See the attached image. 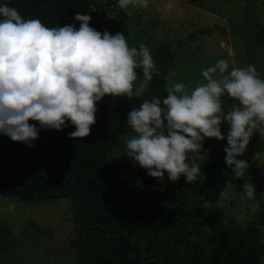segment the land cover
Returning <instances> with one entry per match:
<instances>
[{
  "label": "trees",
  "instance_id": "16d2710c",
  "mask_svg": "<svg viewBox=\"0 0 264 264\" xmlns=\"http://www.w3.org/2000/svg\"><path fill=\"white\" fill-rule=\"evenodd\" d=\"M185 1L195 7L202 2ZM4 5L49 28L74 24L78 29L75 14H89L90 27L112 35L122 32L130 48H139L127 22L106 15L118 0L0 1ZM254 42L264 46V28L258 29ZM151 55L159 74H154L150 91L131 101L105 96L96 106V123L88 137L69 139L75 131L70 122L62 131L41 129L31 148L0 135V195L31 203L69 200L75 226L69 244L76 250V264H263L264 235L254 223L240 225L225 217L218 225L222 218L214 210L204 214L198 208L203 194L217 186L225 189L237 179L225 158L208 160V154L201 153L194 183H186L184 176L170 181L165 173L163 185L129 157L122 166L114 162L113 151L135 135L126 125L128 112L144 99L162 101L167 96L171 57L163 46ZM136 71L138 79L143 78L142 69ZM228 99L222 104L225 114L234 101ZM257 140L264 142L260 135ZM222 141L227 144L226 138ZM161 187L166 190L159 191ZM208 226L212 229L204 233ZM14 242L12 230L0 221V251Z\"/></svg>",
  "mask_w": 264,
  "mask_h": 264
},
{
  "label": "clouds",
  "instance_id": "9594fccd",
  "mask_svg": "<svg viewBox=\"0 0 264 264\" xmlns=\"http://www.w3.org/2000/svg\"><path fill=\"white\" fill-rule=\"evenodd\" d=\"M129 5L146 9L149 0H118L121 9ZM0 18V135L14 143L31 148L41 129L62 131L68 122L75 128L69 139L86 138L105 96L140 98L159 74L147 46L130 48L122 32L97 31L89 14H75L78 29L25 20L7 5L0 6ZM230 64L234 61L221 59L202 70L204 83L190 90L183 83L170 85L162 101L144 99L128 112L126 125L135 136L125 141L126 156L161 185L165 173L170 181L184 176L194 183L201 170L197 157L206 151L203 141L224 140L221 125L227 123L225 164L245 181L247 199L256 198L252 177L246 176L250 165L237 158L254 132L264 137V79L252 64L229 70ZM137 69H142L139 82ZM225 95L237 102L227 114Z\"/></svg>",
  "mask_w": 264,
  "mask_h": 264
},
{
  "label": "rangeland",
  "instance_id": "374dc122",
  "mask_svg": "<svg viewBox=\"0 0 264 264\" xmlns=\"http://www.w3.org/2000/svg\"><path fill=\"white\" fill-rule=\"evenodd\" d=\"M106 15L127 22L137 47L144 44L151 54L160 46L166 48L171 57L167 59L166 90L176 83H183L189 90L204 83L202 70L221 59L234 61L229 70L252 64L264 79V46L258 47L254 42L258 29L264 28V0H202L196 7L185 0H149L146 9L115 6ZM204 30L206 33H202ZM230 49L235 52L232 57L228 55ZM228 100L225 95L223 101ZM235 103L234 100L232 105ZM221 130L226 138L229 125L222 123ZM258 135L254 132L245 154L239 157L249 162L246 176L252 177L256 198L247 199L241 187L245 181L236 179L225 189L217 186V190L203 194L197 203L201 213L214 210L223 219L217 221L218 225L225 222V217L240 225L252 222L264 235V142H258ZM134 136L125 138L113 151L114 162L119 166L127 163L125 141ZM224 144L227 146L225 141L207 138L203 141V154H208V160L224 159ZM0 221L15 238L14 246L0 251V264H76V250L69 244L75 237L69 200L31 203L0 195ZM211 229L208 226L204 233Z\"/></svg>",
  "mask_w": 264,
  "mask_h": 264
}]
</instances>
